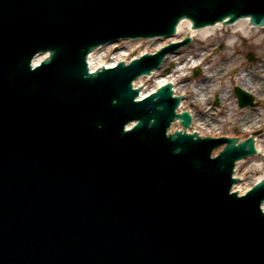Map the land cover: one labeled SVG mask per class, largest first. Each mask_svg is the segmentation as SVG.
Segmentation results:
<instances>
[{
  "label": "water",
  "instance_id": "1",
  "mask_svg": "<svg viewBox=\"0 0 264 264\" xmlns=\"http://www.w3.org/2000/svg\"><path fill=\"white\" fill-rule=\"evenodd\" d=\"M244 17L264 26V0H0V264H264V178L231 192L263 132L188 134L171 84L142 99L133 87L189 39L86 65L98 46L170 37L183 18ZM175 120L183 130L167 133Z\"/></svg>",
  "mask_w": 264,
  "mask_h": 264
},
{
  "label": "rangeland",
  "instance_id": "2",
  "mask_svg": "<svg viewBox=\"0 0 264 264\" xmlns=\"http://www.w3.org/2000/svg\"><path fill=\"white\" fill-rule=\"evenodd\" d=\"M187 32H189L188 29L184 27L180 34L185 35ZM232 32L231 28L223 27V30L217 31L207 38L195 36L194 44L181 51L179 59L187 61V57L190 59L201 56L197 67L186 66L183 67V70L174 73L176 65L175 60H173L163 68L175 75L182 74L178 78L176 88H179L181 84H186L187 100L190 106L194 113L198 114L197 117H201V120L207 123V128H215L216 134H213L214 136H234L245 139L246 133L241 132L240 128L244 119L252 115L255 117V122L262 125L255 130L256 132H263V135L258 137H264V78L261 77V81H259L254 92L242 89L254 97L255 105L253 107L240 108L235 94V87L240 88L250 77H256L258 80V75L264 72V28L251 29V40H244L242 37L236 36V45L229 46L228 40L233 37ZM154 42L156 41H144L137 44L135 48L134 45L127 46L126 44V46L129 49H135L133 53L136 55L142 48L153 46ZM125 43H120L119 48L114 51L122 50ZM251 55L253 56L252 60L249 58ZM197 68H200V71H195ZM160 73L164 74L165 72L161 70ZM155 81H157L156 73L149 78H140L136 82L137 86L147 88L148 85V87L153 85ZM197 85L206 88L205 91L208 90L206 103H192L198 97L197 91L193 90ZM184 106L186 107V105ZM178 128V123H175L174 130ZM200 130L197 126L191 128V131L200 132ZM204 136L209 135L204 134ZM246 161H248L245 163L247 167L238 174L241 179V187L251 185L264 176L263 156L252 157Z\"/></svg>",
  "mask_w": 264,
  "mask_h": 264
},
{
  "label": "bare ground",
  "instance_id": "3",
  "mask_svg": "<svg viewBox=\"0 0 264 264\" xmlns=\"http://www.w3.org/2000/svg\"><path fill=\"white\" fill-rule=\"evenodd\" d=\"M187 28V29H190V22H188L187 20H184L183 23H179L178 26H177V35L178 36H181V30L183 28ZM223 27H227V28H231L233 30V34H232V38L228 40V45L229 46H235L236 45V41H235V37L236 36H239V37H242L244 40H251L250 39V34H251V29H259L258 27H255V26H252L250 23H249V18H241V21L238 22L237 24H230V25H223L222 23H217L216 26H208L207 29H199L196 31L195 30H190V34L192 37H195V36H200L201 38H207V37H210L212 35H214L217 31H220V30H223ZM174 38V37H173ZM131 41V40H130ZM142 40L139 39L138 42H133L132 44L130 42H126L124 47H126L127 49V46H132V45H137L138 43H141ZM165 42V41H164ZM251 43V42H250ZM120 44V42H119ZM119 44H115L113 46H116V45H119ZM127 44V46H126ZM161 44H163V40L161 38H158V40H156V42H154L153 46L150 47V50L149 51H154L156 50ZM113 47L110 46V48L106 49V50H111ZM129 48V47H128ZM106 50H104V48H102V51H96L90 58H89V62L92 63L91 65V68L97 66L98 64H101L102 61H103V58H104V55L105 53L107 52ZM143 50L141 49V52ZM123 53L124 52H116L115 53V58L113 59V64L118 60H123ZM201 56H197L195 58H190L188 59L187 61L185 59H182L180 60L179 59V62H177L176 64L178 65V67L176 66V70L174 73H176L177 71H181V69L183 70V66L186 64H188V66L190 67H197L200 63V58ZM126 60V58H125ZM170 62L173 60V57H169L168 59H166L165 63L167 62ZM165 65V64H164ZM174 73H167V74H157V86H162L166 83H169L171 85H174V92L175 94H178V95H181L182 98L186 99L184 101L183 104H181V106L178 108V112L180 111H183V110H186L187 112H189L191 114V117L193 119V124H192V127L193 126H197L198 128H200V132H197V131H191V129H187L186 128V132L188 133H193V132H196L198 135L200 136H204V134H208L210 136H214L216 134V130L215 128L211 129V128H207L206 125L207 123L203 120H201V117H197L198 114L194 113V110L193 108L190 106V103L188 102L187 100V86L186 84H181L179 86V88L176 89V83L178 81V78H180L182 76V74L178 73V74H174ZM261 77L264 78V72L260 75H258V80L256 77H250L247 81H245L243 83V85H241L240 89H244V90H249L248 92L250 91H255L256 88H257V85L259 84V81H261ZM134 86L136 87L137 86V82L135 81L134 83ZM243 87V88H242ZM156 86L153 88L155 89ZM263 88V87H262ZM206 88H202V87H199V85L195 86L193 88V90L197 93V98L196 100L192 101V103H196L199 102V104H202L203 102L206 103V99H207V95L206 93L208 92V90L205 91ZM149 91V89L147 90H143L142 91V94L140 96H144V94H146V92ZM152 91V90H151ZM222 99V98H221ZM231 98L229 97V100ZM186 105V107L184 106ZM255 117L250 115L248 116L247 118L244 119V122L242 123V126L240 128V131L241 132H244L246 133V137H249L251 136L253 139H254V136L256 134V129L259 128L261 125V123L259 122H255L256 120H254ZM179 130H183L182 127L179 126L178 128ZM174 130V126L172 129H170V131H173ZM214 134V135H213ZM230 138H236V139H240V141L244 140V139H241L240 137H234V136H230ZM256 149H257V154L258 155H253L251 156V158L253 157H257V156H263L264 157V137H257L256 138ZM250 158H247L246 160H248ZM248 161H243V162H239L237 163L236 165V170L235 172L233 173V176L234 177H238V174L239 172L242 173L245 168L247 167L245 165V163H247ZM251 166V165H250ZM239 178V177H238ZM263 177H260L258 180H261L263 179ZM239 180H241L239 178ZM249 186L251 185H246L245 187H241V183H239V185H236L233 187V191H237V193L239 195H242L248 188Z\"/></svg>",
  "mask_w": 264,
  "mask_h": 264
}]
</instances>
